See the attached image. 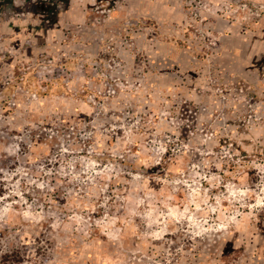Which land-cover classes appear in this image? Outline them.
<instances>
[{"label": "rangeland", "instance_id": "rangeland-1", "mask_svg": "<svg viewBox=\"0 0 264 264\" xmlns=\"http://www.w3.org/2000/svg\"><path fill=\"white\" fill-rule=\"evenodd\" d=\"M71 3H0V264H264V0Z\"/></svg>", "mask_w": 264, "mask_h": 264}, {"label": "crops", "instance_id": "crops-1", "mask_svg": "<svg viewBox=\"0 0 264 264\" xmlns=\"http://www.w3.org/2000/svg\"><path fill=\"white\" fill-rule=\"evenodd\" d=\"M51 1V2H50ZM72 0H0V3H4L7 9H46L50 3H56V9L58 12L54 18L60 17V10L72 7ZM49 3V4H48ZM66 14V12H65ZM60 19V18H59Z\"/></svg>", "mask_w": 264, "mask_h": 264}]
</instances>
